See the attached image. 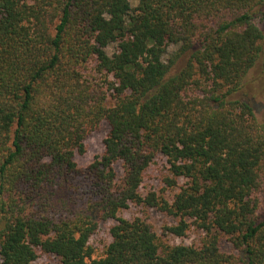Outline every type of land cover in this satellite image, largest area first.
I'll list each match as a JSON object with an SVG mask.
<instances>
[{"label": "trees", "instance_id": "obj_1", "mask_svg": "<svg viewBox=\"0 0 264 264\" xmlns=\"http://www.w3.org/2000/svg\"><path fill=\"white\" fill-rule=\"evenodd\" d=\"M259 63L264 0H0V264H264Z\"/></svg>", "mask_w": 264, "mask_h": 264}, {"label": "rangeland", "instance_id": "obj_2", "mask_svg": "<svg viewBox=\"0 0 264 264\" xmlns=\"http://www.w3.org/2000/svg\"><path fill=\"white\" fill-rule=\"evenodd\" d=\"M255 23L263 29V25L261 24L259 19L255 20ZM111 50V49H110ZM171 51L173 49H170ZM185 61V60H183ZM183 61L178 63L175 71H178L182 65ZM259 63L254 69H252L247 75L243 90L240 92L239 97L245 98L249 101L254 110L257 120L260 123L264 122V70ZM111 101V100H109ZM108 127L106 123H102L100 128L93 133H91L86 140L85 144V153L83 155H75V162L79 167H85L89 163L93 161L96 156H99L103 152V139L107 133ZM162 161L158 160L157 164H160ZM158 166L154 165L150 171L148 172L147 178L145 179V186L157 185V180H151L149 178H153L158 176L157 169ZM120 170L119 167H117ZM121 217L126 219H132L134 217H139L144 219L152 229L158 234H161V228L165 224L167 220L165 217L161 216L159 213L155 212L153 209L148 208H136L134 206H130L128 210L123 211L120 214ZM114 224V222H104L100 224V229L91 239V243L93 247L96 249L97 256L101 255L103 247L105 243L109 241L108 229ZM190 238L186 239V243L190 242L192 239H196L198 237V233L196 231H192L189 234ZM169 241H171L169 239ZM221 248L224 252L230 253L231 247L226 243H221ZM40 262H48L50 264H57L56 258L53 256H42L40 257Z\"/></svg>", "mask_w": 264, "mask_h": 264}]
</instances>
